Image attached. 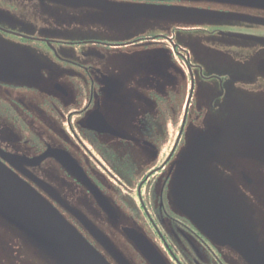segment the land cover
Instances as JSON below:
<instances>
[{"label":"flooded vegetation","instance_id":"flooded-vegetation-1","mask_svg":"<svg viewBox=\"0 0 264 264\" xmlns=\"http://www.w3.org/2000/svg\"><path fill=\"white\" fill-rule=\"evenodd\" d=\"M69 2L9 4L19 23L0 25L18 66L0 58V164L107 264H153L129 233L157 264H264V34L220 32L217 48L149 27L83 38L55 30L73 22ZM100 48L134 60L112 69ZM13 222L0 217V264H31Z\"/></svg>","mask_w":264,"mask_h":264},{"label":"rangeland","instance_id":"rangeland-1","mask_svg":"<svg viewBox=\"0 0 264 264\" xmlns=\"http://www.w3.org/2000/svg\"><path fill=\"white\" fill-rule=\"evenodd\" d=\"M23 1L24 0H0V25L7 27L8 25H16L19 23L14 17L16 16L14 11L10 10L11 6L9 4L16 2L19 4ZM69 1H75V3L72 2L73 4L68 5L75 8L73 13L74 20L73 22L63 23L62 26H56L55 30L62 32L72 30L76 34L82 35L83 38H99L101 35L114 31L135 32L133 33V35H135L137 32L144 29V27H149V29L155 28L154 31L158 32H162L163 30H165V32H171V35L175 32V34H177L186 31V39H188V42H198L206 48L214 46V48H217L219 45L220 32H236L244 34L245 36L251 35L252 32L264 34V0H167L170 1L169 5H161L221 14L223 19L230 16L231 20H235L233 25H230L231 23L221 18H214L207 15L156 11L142 12L137 15L131 14L129 16L120 13H110L112 11H110V9H112L111 4H117V2L114 3L112 0ZM220 11L228 12L223 13ZM25 14L29 15L30 18L36 15L29 13ZM234 25L236 27H227ZM12 47H14V45L0 36V58L5 61L3 64L5 70L18 68V66L12 64L10 60L14 57ZM125 49L132 50L133 48L129 46L125 47ZM99 51L110 56V66L112 69L128 66L130 64V56L124 55L121 49L100 48ZM120 54H122V56H120ZM130 58L134 60V57ZM31 63L32 61L29 65H31ZM73 160L77 162L76 159ZM67 169L73 175H77L73 170ZM78 177L83 184L89 187L94 186L93 182L86 178L85 174ZM0 217L3 216L0 214ZM38 250L49 257L44 250L31 241V264H42V262H39L42 256L39 255Z\"/></svg>","mask_w":264,"mask_h":264},{"label":"water","instance_id":"water-1","mask_svg":"<svg viewBox=\"0 0 264 264\" xmlns=\"http://www.w3.org/2000/svg\"><path fill=\"white\" fill-rule=\"evenodd\" d=\"M72 2L75 3V1ZM72 2H69V4H73ZM121 5V7L111 6L112 9L110 10H125L121 12H124L127 16L149 11L207 16L221 15L170 6ZM58 89L64 91L62 87H58ZM95 122L102 126L106 125V121L103 118L101 119L99 114H93L87 120L90 127ZM104 129L109 130L107 127ZM0 214L4 218L15 220L13 223L18 224L20 228H28L31 241L59 264H107L48 202L1 164ZM129 237L148 260L153 264L159 262L157 251L143 235L133 233L131 235L129 233Z\"/></svg>","mask_w":264,"mask_h":264}]
</instances>
